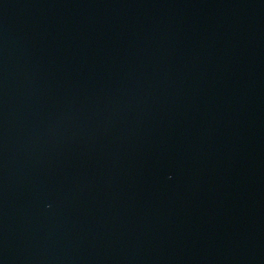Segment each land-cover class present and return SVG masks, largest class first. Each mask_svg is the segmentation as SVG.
<instances>
[{
  "label": "water",
  "instance_id": "water-1",
  "mask_svg": "<svg viewBox=\"0 0 264 264\" xmlns=\"http://www.w3.org/2000/svg\"><path fill=\"white\" fill-rule=\"evenodd\" d=\"M0 264H264V0H0Z\"/></svg>",
  "mask_w": 264,
  "mask_h": 264
}]
</instances>
